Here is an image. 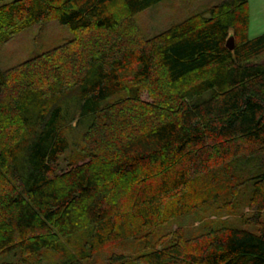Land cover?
Returning a JSON list of instances; mask_svg holds the SVG:
<instances>
[{
  "label": "trees",
  "instance_id": "trees-1",
  "mask_svg": "<svg viewBox=\"0 0 264 264\" xmlns=\"http://www.w3.org/2000/svg\"><path fill=\"white\" fill-rule=\"evenodd\" d=\"M162 1L0 0V45L47 21L74 35L12 72L0 67L1 264L43 252L90 264L96 246L128 238L127 220L149 246L219 201L217 177L232 215L251 186L242 228L188 238L179 227L161 249L106 264H264V34L248 37V0H224L145 38L135 16ZM76 120L87 126L74 147L83 158L61 169L72 147L63 130Z\"/></svg>",
  "mask_w": 264,
  "mask_h": 264
},
{
  "label": "rangeland",
  "instance_id": "rangeland-1",
  "mask_svg": "<svg viewBox=\"0 0 264 264\" xmlns=\"http://www.w3.org/2000/svg\"><path fill=\"white\" fill-rule=\"evenodd\" d=\"M222 1L224 0H164L143 13L137 14L135 21L142 35L145 38H151L193 15L201 14L208 7L217 5ZM263 32L264 21L254 24L248 31V36L249 38H253ZM73 40L74 35L66 26H62L57 21L42 22L17 34L7 43L0 45V67L3 71L12 72L23 64L52 53L58 48L71 43ZM131 76L132 71H127L124 74L126 80ZM144 97L146 96L144 95ZM77 124V120L69 121L68 126L66 125L63 130V134L69 140L72 147L61 158L59 162L61 169H65L70 163H78L83 158L74 147L77 144H81L87 126L84 124L83 126L76 127ZM204 183L205 185H210L208 181ZM225 183L227 182L223 178L217 177L213 185L219 195L218 202L207 203L194 212L195 214L193 213L187 217L178 219L168 228L158 230V234L153 238L149 246L146 245L140 234L133 233V236H131L135 222L127 220L125 229L128 238L120 240L117 243L106 244L101 249L96 246L92 250L93 256L90 264H106L114 254H123L127 257L136 258L145 254L150 248L161 249L169 243L167 241L168 234L173 233L179 227H183L188 238L198 237L206 228L217 227L222 224H229L238 229L242 228L240 218L248 212L247 203L252 192L251 186L244 187L242 192L236 195L237 200L234 201L233 207L231 206L233 209L236 208V213L232 215L231 212H234V210L223 207L230 200V196L227 195L226 191L220 190ZM201 196L204 197V195ZM248 229L255 231L254 227ZM64 245L70 257L78 256L81 250L79 240H73L70 243L65 242ZM3 260L13 262L15 259L7 257V259L4 258ZM60 261V254L43 252L38 257L29 258L27 264H59ZM1 262L2 259H0V264Z\"/></svg>",
  "mask_w": 264,
  "mask_h": 264
},
{
  "label": "crops",
  "instance_id": "crops-1",
  "mask_svg": "<svg viewBox=\"0 0 264 264\" xmlns=\"http://www.w3.org/2000/svg\"><path fill=\"white\" fill-rule=\"evenodd\" d=\"M248 3H249V16H250V23H249V30H250V28H252L254 24L264 21V0H248ZM263 34L264 32L260 33V35L258 34V36L255 35L256 37L252 36L253 38H249V39H255Z\"/></svg>",
  "mask_w": 264,
  "mask_h": 264
},
{
  "label": "water",
  "instance_id": "water-1",
  "mask_svg": "<svg viewBox=\"0 0 264 264\" xmlns=\"http://www.w3.org/2000/svg\"><path fill=\"white\" fill-rule=\"evenodd\" d=\"M227 46H228V48H229L230 50H233V48H234V40H233V38H231V39L228 41Z\"/></svg>",
  "mask_w": 264,
  "mask_h": 264
}]
</instances>
